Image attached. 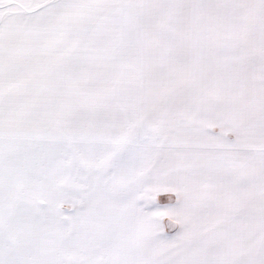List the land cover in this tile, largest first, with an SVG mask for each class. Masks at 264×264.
<instances>
[{
	"label": "snow or ice",
	"instance_id": "6c2138e0",
	"mask_svg": "<svg viewBox=\"0 0 264 264\" xmlns=\"http://www.w3.org/2000/svg\"><path fill=\"white\" fill-rule=\"evenodd\" d=\"M0 264H264V0H0Z\"/></svg>",
	"mask_w": 264,
	"mask_h": 264
}]
</instances>
